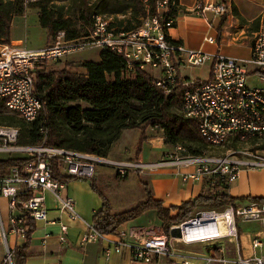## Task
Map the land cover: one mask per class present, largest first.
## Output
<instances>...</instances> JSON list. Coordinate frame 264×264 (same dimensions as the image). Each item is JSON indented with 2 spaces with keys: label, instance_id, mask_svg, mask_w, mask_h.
<instances>
[{
  "label": "built area",
  "instance_id": "obj_1",
  "mask_svg": "<svg viewBox=\"0 0 264 264\" xmlns=\"http://www.w3.org/2000/svg\"><path fill=\"white\" fill-rule=\"evenodd\" d=\"M148 3L149 0H144L147 17L143 19L142 26L131 32L118 31L113 24V17L97 15L89 34L77 40L68 41L66 33L59 32L52 44L40 51L30 50L23 44L1 45L0 103L5 105L9 114L34 122L45 110L37 85L40 75L47 73L48 64L76 52L111 50L122 55L128 62V78H132L138 68L153 78L155 86L166 97H177L179 93L183 117L194 124L199 137L206 143H224V147L234 149L233 145H237L240 136L264 132V88L250 85L252 74L264 82V29L254 35L248 59L233 58L220 52L212 54L188 49L181 43L173 42L169 36L170 30L177 23V17L171 16V11L174 8L180 9L179 0H157L153 14ZM229 9L227 2L214 1L207 5L198 3L194 12L211 24L207 16L209 12L221 18ZM205 41L210 45L218 44V39L213 36L207 37ZM207 64H211L207 80H190L183 78L181 74L183 68H202ZM42 133L45 136L41 143L20 145L19 131L16 128L3 130L0 127V155L7 156L0 160H30L23 169L14 167L7 175L0 177V198L8 201L9 212V218L5 221L0 208V247L4 249L2 264L16 263L18 242H27L31 224L48 222V200L71 221L83 224L82 245H94L108 240L107 235L99 232L93 223L86 222L79 215L76 201L68 193V184L56 179L55 169L60 177L90 181L96 177L100 166L113 168L121 179L133 172L193 168V173L183 176L184 181L205 182L208 192L220 188L222 194L226 193L223 185L233 184L242 170L264 168V157L253 156L241 150H231V155L226 158L214 159L212 156V159H205L202 155L189 154L185 147L179 145L172 147L173 152L166 153L154 163L116 161L49 146L48 131L43 129ZM204 217L210 218L207 226L216 228L217 236L200 240L187 239L184 226L194 219ZM218 218L224 221L227 230L225 235L220 234ZM239 220L261 224V233L251 242V256H243L240 250ZM190 221L174 226L183 230V237L179 240L169 239L166 235L145 238L134 235L133 244L123 239L118 242L110 241V244L114 245L116 252L129 249L137 264H167L179 258L172 240L186 245H217L227 239L237 243L236 264H264V202L229 205L222 211L204 210ZM120 236L122 238L125 235ZM59 240L62 244L68 242L66 225H61ZM218 251L224 253V250ZM258 251L261 256H258ZM111 252V248L106 250L107 255ZM215 260L218 258L213 256L197 258V261L205 264H211ZM180 264L194 263L192 258L181 257Z\"/></svg>",
  "mask_w": 264,
  "mask_h": 264
},
{
  "label": "trees",
  "instance_id": "obj_2",
  "mask_svg": "<svg viewBox=\"0 0 264 264\" xmlns=\"http://www.w3.org/2000/svg\"><path fill=\"white\" fill-rule=\"evenodd\" d=\"M33 7L39 10V21L42 29L47 31L49 39L55 40L59 32H65L68 41L86 37L97 15L113 16L106 7L107 0H77L73 14L65 17L64 8L52 10L54 0H31ZM157 0H149L152 14L155 13ZM123 13L131 19L120 22L118 31L131 32L139 29L147 17L144 0H129ZM26 0H0V46L11 43L12 24L15 17L22 16ZM180 9L174 8L171 16L177 17ZM142 16V18H141ZM127 23L125 29H122ZM115 26V25H114ZM176 26V25H175ZM51 41V42H52ZM101 61L81 63L86 74L70 73L66 70L41 74L37 85L38 94L45 103V110L40 117L28 123L16 116H11L0 103V126L20 129L19 144L34 145L43 141L42 130L48 131L47 144L88 154L108 158L123 132L127 130H146L148 126L161 128L165 143L174 147L181 145L192 155L200 156L210 151L209 145L198 135L193 123L182 115L181 104L175 97H166L154 84L153 78L138 68L132 78L127 77L126 59L111 50L101 52ZM177 106L179 115L173 114ZM145 134L141 142L145 140ZM249 145L257 146L264 151V135L250 139ZM261 145V146H260ZM234 148L237 145H233ZM141 151V145L139 152ZM30 160H0V177L8 174L10 169H23ZM55 177L61 183L70 184L75 179ZM93 190L103 199L102 211L95 215L93 224L104 235H116L125 224L135 221L149 211H156L162 222V228L170 239L172 227L190 221L196 211L201 209H222L229 205L239 206L243 203H262L264 199H233L227 193L219 195L207 192L198 199L184 203L180 207L166 209L162 202L154 200L151 191L144 185L146 200L134 209L121 214H114L109 199L101 191L95 179L90 180ZM220 182V181H219ZM227 190L228 186L223 185ZM172 212H178L176 217ZM35 224L24 246L16 251V263L26 264ZM214 250L209 249L208 252ZM213 257L220 258L216 251Z\"/></svg>",
  "mask_w": 264,
  "mask_h": 264
},
{
  "label": "crops",
  "instance_id": "obj_3",
  "mask_svg": "<svg viewBox=\"0 0 264 264\" xmlns=\"http://www.w3.org/2000/svg\"><path fill=\"white\" fill-rule=\"evenodd\" d=\"M214 1L227 2L230 9L221 18L209 12L207 16L211 21L210 24L204 18L197 16L194 11L198 3L207 5ZM179 2L180 11L177 16V23L169 33L173 42L181 43L188 49L203 50L212 54L220 52L233 58H250L253 37L261 29H264V0H179ZM11 32V43H24L23 40L15 38L13 28ZM209 36L216 37L218 44L210 45L206 43L205 39ZM46 47L30 48V50L40 51ZM100 54L98 60H94L93 62L101 61ZM210 69L211 64H209L208 70ZM83 74H86V71ZM255 79L257 77L252 74L250 77V85L253 87H257L252 82ZM262 87L264 88V84H262ZM133 131H140L142 133L141 139L145 134V140L143 142L140 141L141 151L139 152L138 149L136 154H132L131 149L125 147L123 151L118 150V154L114 153V156L113 150L117 148L123 136L127 132ZM163 140L164 138L161 141L153 135H148L147 129L127 130L123 132L120 140L114 144L109 157L116 161H130L129 158L135 157L137 161L154 163L161 160L169 150V146ZM147 147L160 150L162 148V152L156 155L154 153L152 160H149L147 151H145ZM193 172V168H168L145 173L138 172L140 176L139 180L143 183V193L140 194V203L137 206L146 200L144 185L151 191L154 200L162 202L166 209L180 207L184 203L198 199L202 194H206L209 189L205 182L194 180L184 181L183 176ZM251 174L254 175L252 181L250 180ZM130 175L123 179L122 182H126L130 178ZM94 179L99 189L101 186L107 188V192L101 190L102 188L100 190L109 199L114 214H121L131 210L129 208H120L130 200L127 192L118 194L114 186L112 189L113 183L117 181L116 177L114 179L110 174L98 173ZM86 182L82 180L71 182L68 185V193L76 201L79 215L86 222L93 223L95 215L102 211L104 202L101 196L93 190L91 182ZM219 190L220 188H216L210 193L219 195ZM226 193L233 199H264V169H257L256 171L254 169L242 170L239 178L228 186ZM116 205H118L119 209ZM47 206L49 209L48 222H39L35 225L36 230L32 234L26 264H137L133 261L132 253L129 249L125 248L121 252H116L113 249L114 245L110 244V241L118 242L120 239H123L133 244L135 241L134 235L138 238H145L148 236H156L162 230V222L158 218L157 212L149 211L139 219L122 226L116 235H109V241L104 240L94 245H82L81 238L84 233L83 224L71 221L66 215L57 210L56 205L51 200L47 201ZM0 208L4 220L7 221L9 212L8 201L6 199L0 198ZM177 214L178 212H172L173 217H176ZM62 224L68 227V242L65 244H62L59 240ZM120 234H124L125 236L121 238ZM252 238L254 236L251 234L245 236L240 233L239 247L243 256L253 255L251 246ZM25 244L22 241L18 242L19 247ZM177 244L178 249L175 252L179 258L167 264H180L181 257L192 258L194 264H205L197 261V258L212 257L215 251L221 257L211 264H236L238 258L237 243L230 241H228V244L223 242V244L208 245V247L198 252L194 248L189 247L193 244L186 245L180 242ZM110 248L112 252L110 255H107L106 250ZM209 249L214 251L208 252ZM219 249L224 250V253L219 252ZM3 258L4 249L0 247V264H2Z\"/></svg>",
  "mask_w": 264,
  "mask_h": 264
},
{
  "label": "rangeland",
  "instance_id": "obj_4",
  "mask_svg": "<svg viewBox=\"0 0 264 264\" xmlns=\"http://www.w3.org/2000/svg\"><path fill=\"white\" fill-rule=\"evenodd\" d=\"M75 1H77V0H54V2L51 4V8H52V10H55V11H57V9H59V8H64L65 17L69 18L73 14V8L72 7L74 6ZM128 1L129 0H107V3H106L107 10L109 13H114L111 15H113L112 16L113 17V24H115V27H117V28L121 27L119 21L125 23V21H127V19L128 20L131 19L129 14L127 16H125V13H123L125 11V9L127 8V5H129ZM32 5H33V1L26 0V8H25L23 15L14 18L13 24H12L13 34H14L15 38L23 40L24 41L23 45L28 49L49 46L52 44L53 41L51 39H49L47 31L42 29V27L40 25L39 10L37 8H34ZM141 18H142V16H141ZM131 21H132L133 25L138 24L137 21L134 19H131ZM126 25H127V23L125 24V26L122 29H125ZM100 53H101V50H99V49H91V50H86L83 52H76L72 55L64 57L63 59H61L58 62L48 64L46 66V71H47L46 74L50 75L52 73L61 72V71L66 70L70 73H78V74L82 75L84 73V70L81 67V63H84L87 61L98 60ZM208 69H209V64H207L205 67H202V68H188V69L183 68V69H181V74H182L183 78H189L190 80H207L209 78V70ZM149 72L152 75H155V74H153L154 72H152L150 70H149ZM252 82H254L253 84L255 86H257V87L261 86L260 88H263L262 84H264V82L259 81L258 79H255ZM260 83H262V84H260ZM179 95L180 94L178 93V95H177V97H175V99L180 103ZM172 113L179 115V109L177 106H175L172 109ZM9 115L16 116L14 114H9ZM1 127H4V126H1ZM9 128H16L19 131V138H20L21 132H20L19 128H17V127H9ZM147 134L153 135L156 139L161 140V141L164 138L163 130L161 128H155L151 125L148 126V128H147ZM141 135H142V133L140 131L139 132H137V131L127 132L123 136L121 141L119 142V145L117 146V148H115V150H113V155L115 156V154H118L117 153L118 150L123 151V148H125V147L130 148L132 154L133 153L136 154L138 149H139V145H140V141H141ZM20 145H25V144H20ZM237 146H240V147H236L234 149L226 148V149H222L219 151H215V150L204 151L203 156H207V157L208 156H218V157L219 156H227V155H231V150H234V151L235 150L236 151L241 150V151L248 153V154H251L253 156L264 157V151L259 150L257 146H252V145L243 144V143L242 144L238 143ZM168 149L169 150L167 153H171L174 151V149L171 146H169ZM145 151H147V155L149 156V160H152V157H154L153 156L154 153H155V155L159 154V152L161 153L162 148L160 150V149H151V148L147 147ZM188 153L191 154L189 151H188ZM127 154H128V152H127ZM14 157L16 158L17 155ZM1 158H7V156L6 155H0V159ZM111 158H113V156H111ZM129 160L132 162L137 161V159L135 157L129 158ZM143 162L148 163V161H143ZM262 169H264V168H260L259 170H262ZM254 170L256 171L257 169H254ZM98 173L110 174L112 177H114V179L116 177L117 181L113 183L112 189L114 186V189L118 191V194L127 192L130 201L127 204L122 205V207H120V208L132 209V208L136 207L137 204L140 203V197H141L140 194L143 193V190H142L143 189V183H142V181L140 182V180H139L140 176H139L138 172L130 173L131 174L130 178L126 182H122L123 179H121L117 175L116 171L111 167L100 166V167H98L96 174H98ZM252 179H254V175L251 174L250 180L252 181ZM99 187H100V184H99ZM101 188H100L101 190H103L104 192H107L106 191L107 188L102 187V186H101ZM107 195H108V193H107ZM116 207L119 209L118 205H116ZM222 209H216V210L222 211ZM204 210H208V209L198 210V211H196L194 216H197L198 213H200L201 211H204ZM238 225H239L240 233L242 235L247 236L248 234H251L255 237L261 233V224L259 222L239 220ZM161 235H166L163 231V228L159 232V234H156V236H161ZM228 241L226 239V240L220 241L219 243L223 244V242H226V244H228ZM171 242H172L174 250L176 251L178 249V246H177L178 242L175 240H172ZM179 245H182V244H179ZM208 245H210V243H199V244H193L189 247L194 248L198 252V251L208 247ZM257 254H258V256H261L260 251H258Z\"/></svg>",
  "mask_w": 264,
  "mask_h": 264
},
{
  "label": "bare ground",
  "instance_id": "obj_5",
  "mask_svg": "<svg viewBox=\"0 0 264 264\" xmlns=\"http://www.w3.org/2000/svg\"><path fill=\"white\" fill-rule=\"evenodd\" d=\"M22 119V118H20ZM38 119V118H37ZM28 122V121H26ZM31 123V122H28ZM1 127V126H0ZM3 130H10L9 127H2ZM18 131V130H17ZM264 135V132H260L259 135H247V136H240V139H237V144L238 143H243V144H248L250 139H254V137H262ZM209 145V148L211 150L219 151L222 149H226L227 147H224V143H219V142H210L207 143ZM183 147V146H179ZM210 150V151H211ZM203 156V155H202ZM229 156V155H227ZM214 159H221V158H226V156H213ZM205 159H212V156H205ZM210 218L204 217V218H198L190 221L185 225L184 231H185V237L190 240H200V239H208L215 235L217 233L216 228H208L207 224L209 222ZM219 225H220V234L225 235L227 233V230L224 226V221L222 218L217 219Z\"/></svg>",
  "mask_w": 264,
  "mask_h": 264
},
{
  "label": "water",
  "instance_id": "obj_6",
  "mask_svg": "<svg viewBox=\"0 0 264 264\" xmlns=\"http://www.w3.org/2000/svg\"><path fill=\"white\" fill-rule=\"evenodd\" d=\"M170 237L175 240H179L183 237V230L181 227H174L171 229Z\"/></svg>",
  "mask_w": 264,
  "mask_h": 264
}]
</instances>
